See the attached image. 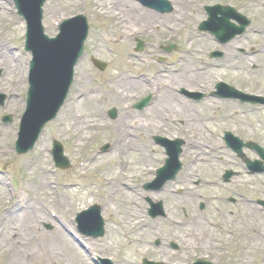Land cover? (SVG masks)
<instances>
[{
	"label": "rangeland",
	"instance_id": "rangeland-1",
	"mask_svg": "<svg viewBox=\"0 0 264 264\" xmlns=\"http://www.w3.org/2000/svg\"><path fill=\"white\" fill-rule=\"evenodd\" d=\"M104 1L109 2L114 9L119 5V2H117L116 0H47V4L45 5L44 9V27L45 33L49 37H55L57 35L58 30L56 23H61V21L65 18H69L70 16L79 13H84L89 19L90 35L86 43V47L90 49L88 50V60L84 57L77 71L81 77L80 83L82 85V88L79 89L81 93H89L90 89V91H92L93 93L92 95H95L92 96L91 99H96L92 100L93 102H89L86 101V98H83L80 101L69 104L64 113L61 114V116L53 124H51L44 130L33 151L20 157L17 156L15 152V133H17L19 128V118L21 117L25 109L24 102L28 91V75L26 74L24 80L22 81L20 86L18 85L19 87L16 91L8 92L5 90V86L9 85L7 84V81H5L7 79V72L5 68H0V73H2L0 75V91L4 93L8 92L7 94L10 95V100L7 102V104L4 107H0V192L7 191L9 197H12L14 194L20 193L25 198H31L33 190L35 188H38L37 183L32 179L33 172H27L24 167L22 169L21 164L25 161H32L33 159L41 156V154L43 153L46 155L48 154V156H51L49 157L50 160L48 165L51 172L49 171L50 174L48 175V177L53 178V184L50 188V196L52 197V200L54 202V210L57 213L59 220H61L62 222H65V220H67L71 223L75 239L77 235L80 236L74 223L76 214L79 211L85 209L88 203L90 205L94 202H97L98 205L101 206L102 214L106 219V235L102 239H98L96 241L92 239L86 240L81 237V241L85 240L96 243L95 247L92 248H97V253H99L100 255H109L115 250V256L119 258H126L129 261H141V258H139L138 255H148L146 251L141 249L143 245L135 247L133 245H130L125 239V236H129L130 238H132L133 235L138 234V229L131 227V223L133 222V220L126 214V211L123 209L124 205L120 203H111L108 206L109 214L115 212L119 215V218H121L120 223H118V221L114 219L113 216L106 214L104 210V202L107 201V196L105 193L101 192L99 186V180L100 176L102 175V171L99 170L100 168H93L94 172L89 169L84 176L82 174V169L80 168V166L83 164L84 159H86L90 155L98 154L97 150H100L102 143H110L112 151L100 157L105 158V160L102 161L104 166L111 169V178L115 180H118L117 178H121L117 163V153L114 152L112 132L113 129L111 127V125L115 124L116 121L108 120L106 115V111H108L111 107H116L118 109H120L119 107H121V109H123L124 106V102L119 103V101L115 100L116 98L114 99L107 96L112 93V88L115 85L114 79L117 77V74L125 69L124 66L126 65L127 70L132 72H134V67H137L139 70L138 74L140 75L147 76L156 71L158 73V71H160L158 59L161 57L167 58L166 62L163 64V70H178L180 69L179 64L181 62V55H183L184 53V46L179 40L168 41V35L164 34L161 31L150 33L145 30L134 38L128 39L125 42L120 40L118 38L117 27L111 21L103 20L102 17L99 16L97 9L99 7V3ZM133 1L136 2V4H139L136 0ZM171 1L173 2L174 0ZM217 1L227 3L230 2V0H191L192 3L197 5L199 3L209 5ZM240 1L241 5L244 7L253 6V9L251 11L252 15L249 14L250 11H246L245 15L252 22H254V27H257L258 29L257 33H251L240 41L241 47L247 49L251 48L252 46L258 47V49L261 50V53L257 58L251 61L250 59H247L246 56H242L237 51V48H234L233 43L221 47L213 40L210 34L205 33V35L210 38L211 41L207 38H203L202 41L198 43V45L202 49L210 52L205 54L204 58L201 60L195 59V62L198 63L197 67L202 64L203 71H205L206 73L211 72L216 75V78L212 80L203 81V83H205L207 86L212 87V85L217 81L225 80L231 85H235L236 88L242 89L243 87H248L250 89L252 88L253 90H256L255 88H253L251 65L252 63L261 66L264 65V53L262 52L264 48V0H253L255 1V3H250L249 0ZM188 4L189 2H187V0H182L175 4L174 13L162 17L165 19L174 16L175 14H180L182 16H185L186 19L194 20L197 16H199V12H191L190 7L187 6ZM1 5H6L7 10H2ZM139 6L144 8L141 4H139ZM144 9L151 11L146 8ZM184 11H187L189 14H187V12L185 14ZM3 13L10 14V16H12L14 20L12 22H3L0 20V31L11 30L10 33H6V35L11 38H9L11 44L10 46L14 50L20 51L24 59H26L27 69H29L30 71V62L32 61L33 57L31 53L25 50L26 23L17 15V11L12 0H0V15ZM47 24H50L51 27L46 28ZM133 27L142 28V25L141 23L133 24ZM138 40L145 43V49L142 53L135 52V47ZM171 42H173L171 45H179L178 50L171 55H167L163 51H161V46H166ZM174 42H177L178 44ZM193 44L196 45L197 41L193 42ZM93 48H98L99 52L93 54L91 52ZM122 49L123 51H126L122 53L125 61L118 63L117 58L119 54H121L120 52ZM216 50L225 52L226 56L222 59H211L210 53ZM229 52H232L231 56L230 54H228ZM90 55H92L91 57H95L106 63L109 62L110 64L108 70L104 73H100L98 70H95L93 65L89 61L91 58ZM230 63L236 64L241 68V70L229 71L228 67L226 68V65ZM211 64H215L216 66L214 68L208 67ZM3 69H5V72ZM194 83L198 85L200 82ZM177 84L178 87H190L191 82H184L183 84L179 82ZM157 85L160 86L158 82ZM156 88L157 86H154L152 88L149 87L147 89H142V87H132L127 92H129L135 98L139 95L145 94L136 98L134 100V102H136L142 97L153 94L152 91H155ZM153 96L155 97L154 94ZM133 103L128 105L129 109H127L126 106L123 109V113L120 114L121 116L119 115L120 118L125 120V123L120 126L121 131H126L125 128H129V126H131L132 128L133 126L135 127L139 124H145L147 122V116H145V113H142L139 116V119L135 118V111L131 110V105ZM224 109L225 106L222 105L221 111H223ZM202 111L206 114L213 112L208 111V109H206L205 107H201V112ZM227 111L230 113L231 117H226L223 118V120H219L218 117L214 115L213 120H210L207 125H203V127L208 129L209 133L202 131V126H199L197 129L191 127V129H194L193 131L198 130L203 138L209 140L208 143H210L211 141H215L222 144L221 140L223 138L224 131L232 132L235 136L247 140L251 138L250 130L252 127L260 129L262 126H264V111L258 110L255 113H251V108L248 105H241L240 103H234V110L227 108ZM90 113L96 114L94 120H101L102 118H105L107 127L104 128V130H101L102 128L100 127H95L87 130L83 125V118ZM7 114L13 116V123L10 125H6L1 122L2 117ZM78 115L81 116L80 119L77 117ZM130 118H135L136 120L132 122L129 120ZM166 118L167 116L164 118V121H166ZM168 118L171 119L172 116L169 115ZM153 121L156 124L158 123L156 114H153ZM187 128L188 125L187 123H185L183 126H170L165 130H169V135L175 134L179 136H185L187 133H191V129ZM165 130H160L157 126L155 130H146L145 127H143L141 131H137V129L134 130L135 134L137 135V141L138 145L140 146V150L143 151L145 156L147 157L146 162L143 166H141V172L139 174H136L132 179V184L135 187L134 193H132V195L136 200L137 207L145 205L146 196L152 195L157 200V197L154 194H148L145 192L143 185L154 178H150L151 173H149L147 169H156L160 164L158 160L163 157V152L156 147L153 139L155 136H157L158 133L161 134L163 132H167ZM186 130L188 131L186 132ZM85 133H92V139L85 140L81 143L80 139H82ZM147 137L149 139H147ZM53 141H58L65 147V154L72 163V167L69 171H61L56 168L55 162L51 155ZM42 147H45V149L48 150V153H46V151H42ZM190 152L192 151H189L188 154L185 148L182 159V163H185L184 169L186 167L188 168V166L190 165L192 159V155ZM134 154V152H131L129 155L123 156V163L125 168L126 166H128V168L134 169L135 161L139 159V156H135L134 159ZM245 154L250 159L252 158L249 151H245ZM207 159L209 163H202L198 166L194 165L195 167L193 166L191 168L196 179H193V182L190 184V186H192V184L193 186H195L197 179H202L203 181H209L207 179H214L226 169H231V171L243 172L244 165L240 160L236 159V157L230 150L218 151L216 154L210 155ZM183 176L184 172H182L178 176L179 181L177 185L170 183L171 185L169 186V188H180ZM127 177H130V174L123 176V178ZM242 178V183L245 184L248 179L246 176H244V174ZM64 182H66V184ZM67 185H71L72 189L67 188ZM192 194L193 196L191 198L193 200L176 195L173 197L166 195L160 196L158 200H161L169 208L173 206H176V209L179 208V211L177 212L178 218L185 219L186 213L190 215V212L193 213V210L196 209V206L198 204L197 201L202 197V191H199V189H195ZM12 206V203L0 201V220H2V216L4 215L5 211H7ZM144 214V210L140 211L137 209L133 211L130 216H143ZM141 218H139L138 220H140ZM114 223H116L117 225H114ZM151 226L152 230L155 231L154 228H157V222L155 224H152ZM49 227H51L50 230ZM41 228L45 232L52 233L57 228V223L55 221H51L49 223L43 224ZM173 230H175V228H170L166 226L165 223L163 225V236L172 238L179 244L185 245V243H187L184 240L187 236L186 228H181L180 232H175ZM140 235L143 238L145 233L142 231ZM151 236H153V233H151ZM69 238L71 242H74L73 244L76 245L78 255L83 256L87 264H95V261H93V259L87 254L84 248L78 245L73 237L69 236ZM112 242L114 243L113 247H111ZM219 246L225 253H230L232 251V247H230V245L226 247L223 245V243H221ZM3 260L4 257H1L0 255V264L3 262ZM155 260L163 261L165 260V258L159 256L155 257Z\"/></svg>",
	"mask_w": 264,
	"mask_h": 264
},
{
	"label": "bare ground",
	"instance_id": "bare-ground-1",
	"mask_svg": "<svg viewBox=\"0 0 264 264\" xmlns=\"http://www.w3.org/2000/svg\"><path fill=\"white\" fill-rule=\"evenodd\" d=\"M119 5L114 9L112 5L107 2L99 3L98 12L103 20H110L118 29V38L122 41L131 39L137 36L145 30L148 32H155L157 30L164 32L168 35L170 40L179 38L180 41L185 43V53L181 56L180 68L178 71H164L162 70L158 76H142L135 79L131 78L130 72L127 70L121 71V73L114 79L115 85L112 88L111 96L116 98L115 100L120 103H127L132 100L133 96L127 92L132 87H142L148 85L151 87L157 86V82L163 87L167 86V83H172V87H175L176 83L181 82H200L198 85L193 84L192 88L204 87V80H212L216 78V75L211 72H202L196 69V63L192 58L202 59L207 53V50L199 47L198 43L201 41V36L198 31V24L202 17H197L194 20L186 19L184 16L177 14L174 17H168L167 19L161 18L159 15L153 14L148 10L141 8L138 4L132 0H116ZM2 10H7L6 5H1ZM191 8L198 10L197 7L191 6ZM0 20L3 22H12L14 19L10 14L3 13L0 15ZM187 22V26H185ZM141 23L142 28L133 27V24ZM48 27L51 25L47 24ZM11 30L0 31V68H5L7 71L6 77L8 86H5V90L16 91L24 80L26 72V59L22 56L20 51L14 50L10 45V37L6 33H10ZM10 38V39H9ZM197 41L194 45L193 42ZM238 47V44H234ZM228 70H236L238 66L234 63L226 65ZM163 69V67H159ZM136 70V69H135ZM157 73V72H156ZM19 85V86H18ZM190 88V87H189ZM188 88V89H189ZM190 88V89H192ZM159 104L157 100L151 106V110L146 112V116L149 118L146 123V129L155 130L157 124L153 122L152 115L162 113L167 114V110H173L175 112H185L186 109L192 107L186 104L183 99L177 98L168 88H166ZM129 93V94H128ZM88 96L86 101L93 102L96 98ZM185 104L181 108L177 104ZM223 103L217 100L207 99L203 106H205L211 113H203L205 118L195 117V120L207 121L210 116H218L219 119L230 117V113L227 108H231V104H227L224 111H220V106ZM197 115V112L194 111ZM224 114V116H223ZM210 115V116H209ZM80 119V115L77 116ZM96 114L90 113L83 118L84 127L89 130L95 127L105 128L106 123L104 119L94 120ZM120 122V121H119ZM118 124V122H117ZM113 128V139L116 141V149L118 157V168L120 170L121 178H118L121 182H115L111 178V169L104 167L103 160L95 157H89L86 164L82 165V173H85L88 168H100L102 170L101 190L108 195V203L118 202L121 200L124 205V210L129 218L135 211L134 208V196L132 195L133 186L131 180L134 175L141 172V166L145 163L147 157L143 154L138 146L133 143L135 134L127 129L125 132H120L117 126ZM137 129H142V125L137 126ZM149 134V133H148ZM92 139V133H85L80 139V142ZM147 139H149L147 137ZM190 147L192 157H194V165L198 166L205 161L204 157H207L206 153L213 152L218 148L217 144L207 146L206 142L200 138L198 134H193L188 138L186 149ZM42 151H46L45 147H42ZM134 152L135 156H139V159L135 161L133 168H124L123 156L129 155ZM48 154H41L38 158L23 162V167L27 172H33V180L37 183V187L32 192L31 198H25L20 193L14 194L9 197L7 191L0 192V201H6L12 203V207L5 211L0 220V255L4 257L1 264H87L84 257L78 255L76 245H74L68 234L74 236L72 227L69 221L65 220V223L57 222L55 218L56 212L54 210V202L51 195V186L53 184V178H49V158ZM190 166V167H191ZM195 167V166H194ZM112 172V171H111ZM130 174V177L123 178ZM185 179L190 182L194 179V174L191 168L185 171ZM66 210V209H65ZM67 211V210H66ZM55 221L57 228L52 233L45 232L41 226L43 224ZM59 225V228H58ZM114 243L112 242L113 247ZM79 247V246H78ZM87 254L93 259L97 256L95 250L91 248L85 249Z\"/></svg>",
	"mask_w": 264,
	"mask_h": 264
},
{
	"label": "flooded vegetation",
	"instance_id": "flooded-vegetation-1",
	"mask_svg": "<svg viewBox=\"0 0 264 264\" xmlns=\"http://www.w3.org/2000/svg\"><path fill=\"white\" fill-rule=\"evenodd\" d=\"M257 80L264 95V76L257 75ZM75 95L74 86L68 98ZM252 137L251 143L264 150V128L252 129ZM250 154L252 161L261 159L256 149ZM260 167L264 169V163ZM249 175L243 184L241 174L235 173L228 183L221 181V174L222 183L216 184L212 194L210 189H203V209L194 219L187 215V243L173 249L170 242L159 240L153 254L164 257L163 264H185L187 259L191 263L197 252L207 253L205 257L215 264H264V174ZM177 218L175 210L167 211L164 218L157 219V232H161L163 220L177 222ZM221 243L230 245L232 251L223 252Z\"/></svg>",
	"mask_w": 264,
	"mask_h": 264
},
{
	"label": "water",
	"instance_id": "water-1",
	"mask_svg": "<svg viewBox=\"0 0 264 264\" xmlns=\"http://www.w3.org/2000/svg\"><path fill=\"white\" fill-rule=\"evenodd\" d=\"M15 2L18 5L20 14L25 16L29 23L28 48L32 50L34 41L41 42L43 46V51L41 50V52H39L35 50V61L37 65L34 68L31 78L32 90L30 95L32 98L28 105V111L24 117L20 139L17 143V150L22 154L32 149L45 123L55 117L64 95L63 87L69 84L65 79L71 74L70 72L73 64L70 65L67 63L65 67L64 65L61 66L63 64V53H68L70 50V48L63 52L60 50L59 45H63V41L60 40L61 36L67 37L75 35L76 45L79 49L83 46L87 37L88 28L85 25L86 20L79 17L76 18L72 24L62 28V34L57 41H49L44 37V30L41 26L43 15L42 7L45 0H15ZM209 12L211 18L205 25V29L210 30L219 40H223V43L228 42L236 34L243 32V28L241 31L235 32L227 27V31H225L224 34L221 31L219 23L214 22L216 19L212 14L213 10H209ZM8 121H10V119H8ZM57 149L61 151L60 153L54 152L56 160L58 165L62 166V149L58 145Z\"/></svg>",
	"mask_w": 264,
	"mask_h": 264
}]
</instances>
